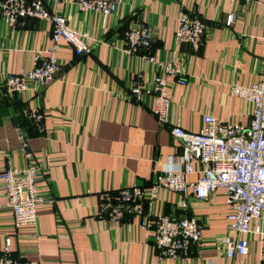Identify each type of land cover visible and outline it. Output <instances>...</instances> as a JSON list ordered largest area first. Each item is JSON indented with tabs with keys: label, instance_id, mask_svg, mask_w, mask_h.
Segmentation results:
<instances>
[{
	"label": "crops",
	"instance_id": "1",
	"mask_svg": "<svg viewBox=\"0 0 264 264\" xmlns=\"http://www.w3.org/2000/svg\"><path fill=\"white\" fill-rule=\"evenodd\" d=\"M46 6L77 31L87 32L91 50L76 54L62 42L53 80L31 83L27 91L2 98L0 171L27 163L17 134L21 127L38 166L42 201L35 223L16 229L0 181V250L10 237L13 255L41 264H264V218L254 219L244 235L246 254L225 255L222 238L230 233L221 188L206 199L196 198L191 187L184 195L161 190L153 203L145 204L151 218L187 216L200 223L201 240L186 260L160 259L150 229L138 217L110 221L98 206L100 191L148 187L167 158L180 152L171 124L159 123L151 111V94L137 100L130 91L134 82L148 87L160 72L157 61H171L185 79L172 82L175 124L197 132L205 114L248 124L252 106L232 94L230 85L264 80V0H118L110 15L81 10L73 0ZM181 12L206 24L197 51L175 41ZM229 13L235 18L226 25ZM138 23L151 27L154 41L148 51L128 53L124 35ZM50 44L49 22L25 17L11 26L0 14V88L7 74L32 68L35 53L46 55ZM145 53L155 60L142 58ZM32 107L43 112L42 132L27 119ZM187 179L194 182L198 174Z\"/></svg>",
	"mask_w": 264,
	"mask_h": 264
},
{
	"label": "built area",
	"instance_id": "2",
	"mask_svg": "<svg viewBox=\"0 0 264 264\" xmlns=\"http://www.w3.org/2000/svg\"><path fill=\"white\" fill-rule=\"evenodd\" d=\"M52 1L56 0H0V14L11 26L25 17L45 20L51 25V44L46 55L35 53L32 68L16 75H6L0 88V107L4 96L27 91L31 83L45 85L56 77L60 68L57 52L62 42L73 47L76 54L91 50L87 32L77 31L63 15L49 11L46 2ZM73 1L81 10L105 15L114 12L118 4V0ZM234 18V13L227 14L226 25H230ZM205 30L206 24L201 17L181 12L174 38L176 43H186L197 51L203 44ZM124 40L126 52L138 53L151 48L154 35L151 27L138 23L125 32ZM141 57L155 60L147 53ZM157 66L160 72L152 77L148 87L134 82L130 91L137 100L146 92L151 94V111L159 123L171 124V134L178 141L180 152L167 158L148 187L132 184L100 191L99 211L110 221H121L132 215L138 217L140 225L150 229L160 259L178 257L186 260L191 246L201 240L200 223L187 216L176 218L159 214L151 218L145 211V204L153 203L161 190L184 195L191 187L196 198L206 199L211 192L221 188L228 205L225 218L230 233L222 238L225 255L229 258L244 255L248 252V240L244 235L251 231V222L264 218V80L260 78L250 85H230L232 94L252 106L248 124L205 114L201 129L190 132L175 124L171 115L172 82L184 83L182 71L171 61H157ZM26 115L36 131L42 132V110L32 107L26 110ZM17 134L20 151L27 163L22 168L1 170L0 181L13 225L21 229L35 223L37 204L42 197L38 166L29 149L27 134L21 127H17ZM191 174H198V179L189 182L187 178ZM259 230L260 227L256 226L255 231ZM0 253V264H41L13 255L10 237H5Z\"/></svg>",
	"mask_w": 264,
	"mask_h": 264
}]
</instances>
